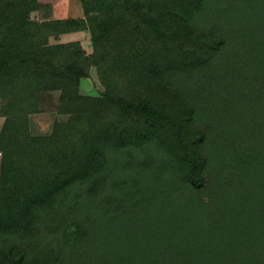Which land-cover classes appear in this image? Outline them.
Segmentation results:
<instances>
[{"label": "rangeland", "instance_id": "1", "mask_svg": "<svg viewBox=\"0 0 264 264\" xmlns=\"http://www.w3.org/2000/svg\"><path fill=\"white\" fill-rule=\"evenodd\" d=\"M26 1L40 19L0 27V51H15L0 53V264H264L228 217L208 238L157 227L166 202L211 201L181 179L179 130L209 187L264 195V0H85L71 22ZM56 190L49 209L25 204Z\"/></svg>", "mask_w": 264, "mask_h": 264}, {"label": "trees", "instance_id": "2", "mask_svg": "<svg viewBox=\"0 0 264 264\" xmlns=\"http://www.w3.org/2000/svg\"><path fill=\"white\" fill-rule=\"evenodd\" d=\"M30 3L35 5V0H29ZM14 2V3H12ZM85 10V9H84ZM35 11L34 8H29L28 3L26 0H6V2L0 3V27L6 31L9 28L13 27L14 25L20 24L22 22H28L30 14ZM72 20H69L71 22ZM60 22V21H57ZM68 22V21H64ZM48 44H44L43 48H48ZM51 51V50H50ZM15 51L9 50H1L0 53H5L6 57H9ZM40 56L38 59H34L37 66L39 67L38 72L40 73H47L45 68H50L51 63L44 62V57L46 55V51L41 50ZM2 54H0L1 56ZM17 55V53H16ZM44 56V57H43ZM50 57V55H49ZM10 61V60H8ZM3 60L0 61L2 63ZM36 69V68H35ZM41 74V75H43ZM29 81V80H28ZM42 86V85H41ZM40 86V87H41ZM39 87V89H40ZM132 108L140 115L144 116L151 121H155L158 124H168L169 126H175V123L171 120L170 117L163 116L161 114H156L155 111L151 108V106L144 102H138L132 106ZM179 128L181 126L179 125ZM179 138H180V153L182 155L183 160L186 162L188 166V173L185 176H182L181 179L187 185L190 186L192 190L200 191V190H207L211 193V201L210 202H193L190 201L186 207L179 208L177 211L174 208H171V204L166 202L161 209L162 214H166L167 218L164 221L162 226L158 225L159 229H162L163 233L160 232L161 236H175L178 237H194L193 235H200L205 237H211L212 234L214 235L220 227L224 224H221L222 220L230 219L233 224L236 226H230L228 228V233L232 234V238H242L244 239L245 248L244 251L247 252L249 255H261L264 256V195L258 189H255L254 195L249 192L250 189H246L243 191L242 194L237 196L232 195H221L217 192V186L214 185L209 187V179H211V175L207 176L206 172V162L205 157L203 154H194L190 155V146L191 144L188 140L184 137L182 132L179 130ZM201 137H204L203 133H198ZM3 135V132H2ZM194 139V138H193ZM203 141V139H202ZM202 141L200 143L202 144ZM258 152L251 153V157L255 158L254 155H258ZM250 157V154L248 155ZM97 168V167H96ZM92 175V174H91ZM72 179V175L69 177ZM222 185H224L227 189L231 185L228 181L223 180ZM248 185V184H247ZM67 186V182L60 184L58 188L63 189ZM211 190V191H210ZM216 190V192H215ZM228 191V190H227ZM57 190L50 192L48 194L43 195H31L29 199H27L26 203L28 207L43 205L46 209L51 208L56 202V194ZM224 197V200L222 199ZM212 202V203H211ZM30 205V206H29ZM154 205V196H151L147 199L146 207ZM210 207V209L215 208V211L220 214L223 212L224 216L220 214V216L216 217L214 210L206 211L205 215L201 213L205 208ZM30 209V208H28ZM220 211V212H219ZM213 218V221L209 223V219ZM33 215L30 214V223L33 222ZM168 219V220H167ZM207 224V227H203V221ZM234 221H236L234 223ZM239 221V222H237ZM160 221L158 220V223ZM166 223V224H165ZM197 223H200L199 226ZM197 230V231H196ZM201 232V233H199ZM73 234V233H72ZM158 234V233H157ZM159 234V237H160ZM75 235V234H73ZM228 235V234H226ZM234 240V238H233ZM235 242V241H234ZM233 242V243H234Z\"/></svg>", "mask_w": 264, "mask_h": 264}, {"label": "crops", "instance_id": "3", "mask_svg": "<svg viewBox=\"0 0 264 264\" xmlns=\"http://www.w3.org/2000/svg\"><path fill=\"white\" fill-rule=\"evenodd\" d=\"M84 1L85 0H35V5L38 8H47L50 13V20L52 21H80L85 18ZM31 16L37 20L40 19L37 10L33 11ZM5 121L6 118L2 112L0 103V135Z\"/></svg>", "mask_w": 264, "mask_h": 264}]
</instances>
